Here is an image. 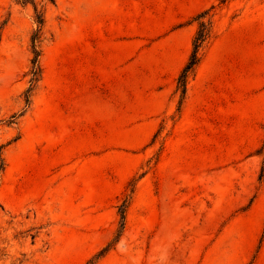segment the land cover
Here are the masks:
<instances>
[{"label": "rangeland", "instance_id": "374dc122", "mask_svg": "<svg viewBox=\"0 0 264 264\" xmlns=\"http://www.w3.org/2000/svg\"><path fill=\"white\" fill-rule=\"evenodd\" d=\"M36 3L32 86L0 0V264H264V0Z\"/></svg>", "mask_w": 264, "mask_h": 264}, {"label": "trees", "instance_id": "16d2710c", "mask_svg": "<svg viewBox=\"0 0 264 264\" xmlns=\"http://www.w3.org/2000/svg\"><path fill=\"white\" fill-rule=\"evenodd\" d=\"M19 1L24 5L30 4L34 7L35 12H36V22L38 24V29L33 33V36H32V48H33L34 58L32 60V70H31L30 82L33 86L35 85V83L39 81L41 77V72H42L41 66L39 64V58L41 55L39 43L41 41L40 40L41 31L45 23V18H44L43 12L38 10L36 0H19ZM209 35H210V30L208 29L206 24L203 22L201 24L200 30L197 32L195 36V39L193 42V51L191 53V56L179 76L178 83H179V88L182 89V95L186 93L188 78L190 77V75L194 74L196 67L200 63V60H201L200 50L202 46L204 45V43L206 42V40L208 39ZM32 88L27 91V99H26L27 103L30 102V92ZM261 151L264 153V143L261 148ZM126 208H127V201H125V203L120 208V213H121V218H122V225H121L122 230L125 225L124 222H125ZM110 246L111 245H109V248ZM109 248L104 249L100 255H104L105 253H107Z\"/></svg>", "mask_w": 264, "mask_h": 264}]
</instances>
